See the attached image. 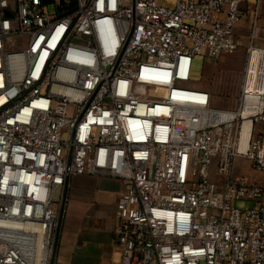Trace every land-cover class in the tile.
<instances>
[{"label": "built area", "instance_id": "built-area-1", "mask_svg": "<svg viewBox=\"0 0 264 264\" xmlns=\"http://www.w3.org/2000/svg\"><path fill=\"white\" fill-rule=\"evenodd\" d=\"M246 5L0 0V264H55L84 175L125 184L120 264H264V183L234 175L243 158L264 176L256 22L234 110L188 87L194 59L238 51Z\"/></svg>", "mask_w": 264, "mask_h": 264}, {"label": "crops", "instance_id": "crops-1", "mask_svg": "<svg viewBox=\"0 0 264 264\" xmlns=\"http://www.w3.org/2000/svg\"><path fill=\"white\" fill-rule=\"evenodd\" d=\"M217 182L222 184L219 178ZM124 190L123 182L105 176L71 179L69 209L61 227L55 264H120L115 209Z\"/></svg>", "mask_w": 264, "mask_h": 264}, {"label": "rangeland", "instance_id": "rangeland-1", "mask_svg": "<svg viewBox=\"0 0 264 264\" xmlns=\"http://www.w3.org/2000/svg\"><path fill=\"white\" fill-rule=\"evenodd\" d=\"M36 5L41 0H34ZM176 0H159V4L166 8H174ZM246 20L237 29L239 36V49L236 53L224 56L219 61H211L206 58H196L193 61L191 83L189 88H201L212 95V106L219 109L234 110L241 96L242 79L247 49L251 43L250 37L253 25L256 22L255 46L264 50V0H247ZM57 5L53 2L47 5V12L54 16ZM234 175L245 176L250 182L263 184L264 176L256 172L252 164L243 159L237 158L234 163ZM254 206L253 202L239 201L238 209H246Z\"/></svg>", "mask_w": 264, "mask_h": 264}, {"label": "bare ground", "instance_id": "bare-ground-1", "mask_svg": "<svg viewBox=\"0 0 264 264\" xmlns=\"http://www.w3.org/2000/svg\"><path fill=\"white\" fill-rule=\"evenodd\" d=\"M246 126L248 127V124Z\"/></svg>", "mask_w": 264, "mask_h": 264}, {"label": "water", "instance_id": "water-1", "mask_svg": "<svg viewBox=\"0 0 264 264\" xmlns=\"http://www.w3.org/2000/svg\"><path fill=\"white\" fill-rule=\"evenodd\" d=\"M7 15H9V13H7Z\"/></svg>", "mask_w": 264, "mask_h": 264}, {"label": "trees", "instance_id": "trees-1", "mask_svg": "<svg viewBox=\"0 0 264 264\" xmlns=\"http://www.w3.org/2000/svg\"><path fill=\"white\" fill-rule=\"evenodd\" d=\"M51 1V0H50ZM73 4V3H72Z\"/></svg>", "mask_w": 264, "mask_h": 264}]
</instances>
